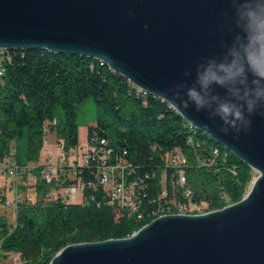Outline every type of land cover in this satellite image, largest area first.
<instances>
[{"label":"trees","instance_id":"obj_1","mask_svg":"<svg viewBox=\"0 0 264 264\" xmlns=\"http://www.w3.org/2000/svg\"><path fill=\"white\" fill-rule=\"evenodd\" d=\"M0 70V160L10 157L31 173L40 168L49 133L70 158L78 146L79 106L92 99L96 109L82 152L85 163L76 158L58 170L56 182L38 179L22 187L32 202L18 205L14 222L0 213V255L17 254L22 264H49L69 245L130 237L172 201L185 203L190 214L221 210L241 201L256 179L249 166L168 103L143 96L100 61L17 49L0 51ZM106 168H114V185L128 189L137 183L130 190L139 201L132 211L101 185ZM181 175L192 192L189 201L178 185ZM76 185L83 189L68 203L61 190ZM1 189L12 196L9 182Z\"/></svg>","mask_w":264,"mask_h":264},{"label":"water","instance_id":"obj_2","mask_svg":"<svg viewBox=\"0 0 264 264\" xmlns=\"http://www.w3.org/2000/svg\"><path fill=\"white\" fill-rule=\"evenodd\" d=\"M228 0H0V49L101 61L170 104L169 86L227 36ZM174 110L258 173L246 196L200 215H166L134 235L69 245L49 264H264V115L224 133L206 112Z\"/></svg>","mask_w":264,"mask_h":264},{"label":"clouds","instance_id":"obj_3","mask_svg":"<svg viewBox=\"0 0 264 264\" xmlns=\"http://www.w3.org/2000/svg\"><path fill=\"white\" fill-rule=\"evenodd\" d=\"M227 36L169 86L170 105L206 112L224 133L264 115V0H228Z\"/></svg>","mask_w":264,"mask_h":264},{"label":"built area","instance_id":"obj_4","mask_svg":"<svg viewBox=\"0 0 264 264\" xmlns=\"http://www.w3.org/2000/svg\"><path fill=\"white\" fill-rule=\"evenodd\" d=\"M0 51H7L6 49H0ZM2 73V70H0ZM137 87V86H136ZM138 88V87H137ZM138 91L146 96V93H149L145 90L138 88ZM191 126V125H190ZM191 142V140H190ZM110 151V150H109ZM109 153V152H108ZM84 153L78 154V160L80 163H85L86 156ZM213 156H218L215 154L213 149ZM58 161L53 162L51 158L45 160L40 165V168L36 173H31L30 169H22L18 166L17 162L10 157H4L0 160V174L8 180L11 184L12 188V196L11 199H7L4 203L6 208H11L14 210L16 214L17 207L24 201L32 202V198L25 196L22 193V187H25L31 183H35L38 179L44 180L47 183L56 182L58 179V170L63 168L64 165L69 164V158L65 153L58 149ZM180 155H176V159H178ZM174 166H177L176 163ZM114 168H106L102 171V175L100 177V183L104 187H109L112 189L113 197L119 198L122 206L128 211V207L137 206L139 201L137 197L131 193L132 189L136 186V182H133L128 186V189L120 183L118 185H114V180L112 177ZM70 177V176H69ZM181 185L182 195L185 200H190L192 198L191 190L186 187V178L184 175H181L178 180V185ZM83 186H70L69 188H65L61 190V196L68 202L73 203L77 201ZM131 190V191H130ZM165 195V194H164ZM169 208H180V210L187 211L185 203H177L172 201L171 206ZM161 212H167V209L162 208Z\"/></svg>","mask_w":264,"mask_h":264},{"label":"rangeland","instance_id":"obj_5","mask_svg":"<svg viewBox=\"0 0 264 264\" xmlns=\"http://www.w3.org/2000/svg\"><path fill=\"white\" fill-rule=\"evenodd\" d=\"M95 123H96L95 104L92 99H88L78 108V114H77L78 146L76 150H73L74 154L71 155L69 158L70 164L73 163V160H76V158H78L75 155V152H77V154H81L83 151H85L87 145V129L89 126H92ZM57 155H58V147L55 144V137L53 134L49 133L47 134L44 140V146L40 153V161L42 163L45 162L46 159L51 158L53 162H57L58 161ZM254 173H255V178H257L258 173L257 172ZM6 182H8V180L0 174V187L6 185ZM1 190H0V195L2 194L4 201H6L7 199H11L8 190L6 191L4 189ZM1 200L2 197L0 196V213L5 211L6 212L5 214L7 215L9 222H14L15 221L14 210L11 208H6L5 205L1 203ZM197 214H202V213H197ZM0 264H22V262L17 254L12 253L5 256L0 255Z\"/></svg>","mask_w":264,"mask_h":264},{"label":"bare ground","instance_id":"obj_6","mask_svg":"<svg viewBox=\"0 0 264 264\" xmlns=\"http://www.w3.org/2000/svg\"><path fill=\"white\" fill-rule=\"evenodd\" d=\"M101 62V61H100ZM103 63V62H102ZM104 64V63H103ZM1 74V72H0ZM147 94H150V93H146ZM151 95V94H150ZM154 96V95H152ZM156 97V96H155ZM158 98V97H157ZM160 99V98H159ZM162 100V99H161ZM163 101V100H162ZM170 105V104H169ZM171 106V105H170ZM172 107V106H171ZM195 128V127H194ZM196 129V128H195ZM134 206H131V207H128V209H132ZM160 208V207H159ZM158 208V209H159ZM128 211H132V210H128ZM207 213V212H206ZM155 214V212H154ZM202 214H205V213H202ZM166 215H200V214H190V213H187V211H183V210H180V208H168L167 209V212H161V209H159V212L157 213V216L153 215L154 217L156 218H159V217H162V216H166ZM151 216V215H150ZM155 218V219H156ZM153 219V220H155ZM152 220V221H153ZM150 223V222H149ZM147 225V224H146ZM145 226V225H144ZM136 233V232H135ZM135 233H133L132 235H134ZM131 235V236H132Z\"/></svg>","mask_w":264,"mask_h":264}]
</instances>
